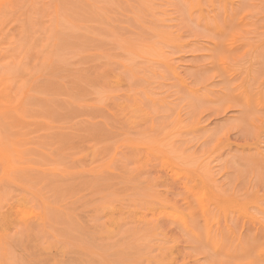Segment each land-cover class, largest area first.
I'll use <instances>...</instances> for the list:
<instances>
[{"label":"rangeland","instance_id":"374dc122","mask_svg":"<svg viewBox=\"0 0 264 264\" xmlns=\"http://www.w3.org/2000/svg\"><path fill=\"white\" fill-rule=\"evenodd\" d=\"M0 264H264V0H0Z\"/></svg>","mask_w":264,"mask_h":264}]
</instances>
